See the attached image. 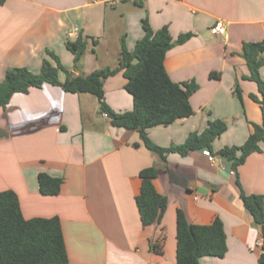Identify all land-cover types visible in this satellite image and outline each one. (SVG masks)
<instances>
[{
	"label": "crops",
	"instance_id": "0c3cea01",
	"mask_svg": "<svg viewBox=\"0 0 264 264\" xmlns=\"http://www.w3.org/2000/svg\"><path fill=\"white\" fill-rule=\"evenodd\" d=\"M144 18L154 30L167 26L173 38L193 34L166 52L164 67L172 81L198 84L189 99L193 113L146 128L147 137L161 147L178 145L220 119L227 129L211 151L161 157L145 146L139 130L112 126L89 93L44 84L14 93L0 106V191L15 192L26 219L59 218L69 264H175L177 209L189 223L207 224L214 216L223 223L227 251L223 257L203 256L199 264H260L261 228L240 192L264 195V141L237 167L238 178L231 162L216 152L243 144L251 123L262 122L250 98L257 84L244 77L249 70L241 53L244 42L264 39V0H5L0 82L15 67L38 73L46 50L73 75L115 67L122 40L131 51L143 36ZM218 20L224 23L222 35L212 32ZM79 34L97 43L89 39L74 66L65 40ZM259 71L264 74V65ZM65 76L59 71L60 81ZM125 81L122 71L103 80L105 102L116 112L133 108ZM236 81L241 100L233 93ZM150 166L157 169L153 185L166 206L159 222L143 226L135 196L139 172ZM40 172L62 178L56 195L39 191ZM161 228L165 238L155 251Z\"/></svg>",
	"mask_w": 264,
	"mask_h": 264
},
{
	"label": "trees",
	"instance_id": "16d2710c",
	"mask_svg": "<svg viewBox=\"0 0 264 264\" xmlns=\"http://www.w3.org/2000/svg\"><path fill=\"white\" fill-rule=\"evenodd\" d=\"M4 1L0 0V4ZM141 24L144 34L131 51L127 50L122 40L115 67L96 69L83 76L73 75L61 64L55 53L46 50L48 58L42 60L38 73L26 67L6 70L0 82V106L5 108L14 93H26L29 88L42 87L44 84L56 85L65 92L94 95L99 112L106 114L112 126L139 130L145 146L161 157L168 152L184 155L196 149L211 151L214 139L227 129L223 120L208 121L201 132L189 133L184 142L178 145L161 147L147 137L146 128L167 125L193 113L189 99L198 84L193 79L172 81L164 67L166 52L174 45L184 43L193 34L185 32L173 38L165 25L154 30L146 18L142 19ZM89 39L94 45L97 43L93 38L80 34L75 39L66 38L65 46L73 55L74 66L85 52ZM241 54L249 70V74L244 77L257 84V93H251L250 98L258 103L262 122L251 123L252 131L243 144L223 146L216 152L231 162L236 177L237 167L249 154L260 151V143L264 141V74L260 75L259 71L264 65V39L244 42ZM59 71L66 74L64 81L58 79ZM118 71H122L126 80L124 88L133 99V108L123 112H116L108 106L103 90V80ZM233 93L241 100L238 81ZM156 175L154 166L139 172L140 189L135 196V204L143 226L159 222L166 206L165 197L153 185ZM37 181L42 194L56 195L62 178L40 172ZM236 181L238 183V179ZM240 198L252 216L253 223L261 228L263 244L258 261L264 264V195L241 191ZM164 238L161 228L152 245L155 251H161ZM175 238V264H199L203 256L223 257L227 251L223 223L218 216H214L207 224H193L187 221L182 210L177 209ZM0 264H69L59 218H24L17 195L10 189L0 191Z\"/></svg>",
	"mask_w": 264,
	"mask_h": 264
},
{
	"label": "built area",
	"instance_id": "2783aa9c",
	"mask_svg": "<svg viewBox=\"0 0 264 264\" xmlns=\"http://www.w3.org/2000/svg\"><path fill=\"white\" fill-rule=\"evenodd\" d=\"M212 32L215 33V34H218V35H222L224 33V23L221 20H218L214 24V26L212 27ZM104 115H106V114H104ZM209 159L210 160L212 159V156L211 155H209Z\"/></svg>",
	"mask_w": 264,
	"mask_h": 264
},
{
	"label": "rangeland",
	"instance_id": "374dc122",
	"mask_svg": "<svg viewBox=\"0 0 264 264\" xmlns=\"http://www.w3.org/2000/svg\"><path fill=\"white\" fill-rule=\"evenodd\" d=\"M90 94V93H89ZM90 96H92V98H93V105L95 106V103L97 104L98 103V101H97V98L94 96V95H92V94H90ZM98 105V104H97Z\"/></svg>",
	"mask_w": 264,
	"mask_h": 264
}]
</instances>
